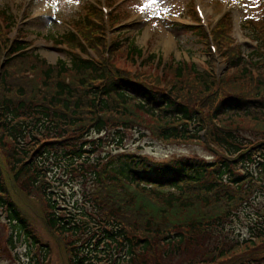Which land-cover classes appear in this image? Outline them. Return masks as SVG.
I'll return each mask as SVG.
<instances>
[{"label":"trees","instance_id":"trees-1","mask_svg":"<svg viewBox=\"0 0 264 264\" xmlns=\"http://www.w3.org/2000/svg\"><path fill=\"white\" fill-rule=\"evenodd\" d=\"M1 11L7 13L3 17L9 22L8 27L13 28L11 14ZM98 13L90 6L75 22L77 27L84 28L82 37L85 40L86 36L91 46L105 42L102 25L105 29L107 25ZM193 18H196L195 13ZM116 22L118 17L111 16L110 23ZM188 28L209 45L202 27ZM232 28L230 15L216 26L214 37L218 51L226 58L228 69L242 65L240 79L254 82L251 89H246L245 81L227 84L224 75L215 76L212 68L200 71L195 65L189 68V73L196 75L190 82L181 81L184 69L180 67L176 69L180 74L176 76V85L159 79L157 83H148L132 79L108 60L95 61L66 49L70 63L60 60L59 66H48L45 71L41 70L43 77L37 74L31 88L27 85L22 90L18 84L24 77L14 75L20 76L21 71L28 69L22 68L19 61L31 68L42 62L44 65L45 61L28 52L23 41L16 40L9 47L8 40L0 39V44L9 52L0 78L6 81V77H12L1 84L5 90L0 91V148L7 153L13 181L26 193L37 195L45 202L49 227L62 237H70L66 248L69 264H152L148 259H140L147 257L146 250L155 248L151 247V238L161 241L164 238L170 246L174 244L172 252L186 243L199 241V235L208 238L220 234L214 253L207 249L210 255L201 259L202 263H214L224 251L228 253L240 244L263 238L262 227L252 234L253 239L228 244L232 239L229 224L240 219L247 207L253 206L254 194L260 189L255 187L259 183L249 167L255 169L264 164V130L255 129L263 135L249 142L251 140L242 133L243 127L231 125L241 116L264 125V57L257 56L254 60L263 63L260 67L243 65L246 59L239 47L230 45ZM258 40L260 44L255 54L260 47L264 50V35ZM56 41L83 49L84 43L70 31ZM128 45L127 56L141 55V49L131 43ZM117 46L115 40L114 47ZM233 76L237 78L236 74ZM200 103L203 110L199 109ZM141 114L155 119L151 129L160 139H202L204 132L202 142L217 145L222 155L212 161L183 156L160 162L142 153L121 151L95 160L90 155L96 152L93 145L101 146L103 138L77 142L85 129L84 132L94 130L101 134L118 125L116 131L112 130L114 135L121 129L119 126L130 128L139 124L143 120ZM37 134L44 135L45 140L34 145ZM111 139L116 144L122 143L119 136ZM85 165L90 170L85 169ZM258 170H264V165ZM61 171L62 175H57ZM75 171L79 178L86 179L89 175L95 179L89 202L92 210L61 212L54 189L57 178H66L69 184L70 180L78 179L72 177ZM65 195L61 194L62 200L66 199ZM257 216L262 213L258 211ZM1 218L10 228L6 247L17 234L23 235L34 250L35 260L31 264H47L51 249L37 239L23 210L11 198L0 162V221ZM249 223L252 225L253 220ZM166 241L154 251L163 250ZM162 256L169 257V253L164 252ZM157 257L155 262L158 263L159 254Z\"/></svg>","mask_w":264,"mask_h":264},{"label":"rangeland","instance_id":"rangeland-1","mask_svg":"<svg viewBox=\"0 0 264 264\" xmlns=\"http://www.w3.org/2000/svg\"><path fill=\"white\" fill-rule=\"evenodd\" d=\"M86 1L87 0H0V39L8 40L9 47L16 40L27 42L31 52L45 61L44 65L43 62L38 63L34 68L24 66L22 61H19L22 68L28 69L26 72L21 71V73H19L20 76L14 75L15 77H24L18 84L20 89L25 90L27 85H29L27 88H31V83L37 80L36 75L39 74V77H43L41 70L45 71L48 66L57 67L59 66L60 60L70 63L69 54H67L62 47L56 46L54 42H57L56 39L61 38L68 29H71L68 23L72 24V21L82 17L84 13V3ZM197 1L201 2L207 15V21L209 22L215 21L218 14L230 9L235 27L233 30V38L236 42L244 44L240 46L241 52L249 59H246L243 65L245 64L247 67H252L253 64L259 67L263 65V63L258 64L259 61H254L257 59L254 52V45L256 43L248 37L250 33L249 29L252 28L253 25L250 27L241 26L245 18L262 17L264 20V4L262 0H235V5L233 3L224 5L222 0ZM147 3L148 0H132L130 3H126L120 7L121 10L123 8V11L132 12L143 8ZM191 3H193V0H159L158 13L154 11L153 8H147L145 11H142L144 14L139 15V17L131 16L130 14L122 16L113 12V16H117L119 20L117 24L113 23L107 26L106 29L105 26L102 25V29L105 33V42L100 41L98 44L91 46L85 36L86 42L82 44L83 51L76 45L68 47L67 49L73 50L74 53H82L83 57L91 58L95 61H101L103 59L108 60L119 67L124 73H127L132 79L143 80L148 83H157V79H159L160 82L176 85V76L180 75L176 73V69L180 67L184 69L181 81L183 80L186 83L190 82L192 77L196 75L189 73V68L195 65V68L200 71L212 68L215 72V76L224 75L228 80L227 84H239L245 81L246 89H251L254 82H251L249 79H240L241 76H239V72L242 65L228 69L229 65L227 64L226 58H223L221 54H219L220 52L213 54L208 51L207 47L201 43L195 32L183 28L181 26L182 24H178L179 26L170 24V21L183 22V19L172 16H179ZM1 10H7L8 13L11 14L14 21L13 28L8 27L9 22L3 17V15H7V13ZM154 13L167 17H155ZM93 20L97 21L96 19ZM88 29L95 28L89 27ZM83 31L84 30H81L82 33ZM99 38L102 39V35ZM115 40L118 44L116 48L114 47ZM128 43L141 49V55H133L132 57L127 56L126 51ZM8 53L9 52L0 44V75L1 72L3 74L2 69L5 66L4 61ZM13 56L14 55H11L10 57ZM260 56L264 57L263 50L260 52ZM67 66L71 67V64ZM206 71L207 70H204V72ZM233 74H236L237 78H235ZM53 77L56 79L57 76H55V73ZM11 79L12 77H6V81H10ZM6 81L0 78V91L5 90V88L1 87V84L6 83ZM195 86L200 85L196 84ZM13 92L16 94L15 91ZM198 105L199 109L203 110L201 103ZM203 113L204 112L200 113V115H203ZM141 116L143 120L139 124H134L130 128H122V126H119L121 129L114 135L112 130L116 131L118 125L113 126L112 130H108L106 133L102 132L101 134L94 130L84 132L85 129L80 135V140L77 142H81L82 139L102 137V145L98 147L96 152L90 154L92 159L95 160H103L106 152L109 151L142 153L154 160L164 162H170L172 159L182 156L212 160L222 155L221 149L217 145H205L202 142L205 139L204 132L201 133L203 135L202 139H160L151 129V127L155 125V119L149 115L141 114ZM231 125L243 127L242 133L251 140L249 142H254L263 135V132L262 134L257 133L255 129L264 130V125L256 122L254 119L241 116L235 118L234 121L231 122ZM117 136L121 138L122 143L120 145L115 144L114 140L111 139ZM44 137V135L37 134L36 142H33L34 145L44 141ZM118 146L119 148H116ZM262 160L264 161V157ZM0 162L1 169L4 171L5 180L10 189L11 198H13L16 204L23 210L28 220L27 222L33 230L31 231L35 233L37 239L39 238L44 244H48L51 249V256L47 264H69V256L66 248L69 246L68 241H70V237H62V235L49 227L45 217V202L42 198L37 195L26 193L18 183L13 181L7 153L2 148H0ZM263 165H259L255 167V169L251 166L249 167L250 173L257 178V182L259 183L256 184L255 187L260 189L254 194V201L252 200L251 203L253 206L247 207L244 213L240 215V219L229 224L231 227L229 228V235L232 239L228 244L231 245L232 241L234 242L250 237L253 239L252 234L258 233V229L262 227L261 236H263V238L254 240V243L247 242L242 246L240 244L239 247L231 248L232 250L229 249L230 252L228 253L224 251L223 256L217 258V261L214 263H202L203 260L201 259H206L204 257H206L207 254L210 255L207 249L212 250V252L216 250L220 234L212 237L208 236V238L199 235V241L203 244L199 245V241H194L195 244L192 242L189 244L186 243L172 252H170V250L174 244L170 246L167 244L168 242L166 239L163 238V241H161L155 237L151 238L150 243L151 247L155 246V248L146 250L145 253L147 257L146 255L141 256L140 259H148L152 264H195L192 262H197L196 264H264V170H258V168ZM84 168L90 170L86 165ZM236 170L244 171L242 168H236ZM57 175H62V171L57 172ZM72 177L78 179L70 180L69 184H67L68 179L57 178L58 182H56L54 189L57 192L59 211H68L71 212V214L79 210L91 211L92 205L89 202L93 196L92 183L95 179H91L92 177L89 175H87L86 179L79 178L78 171H75ZM73 181L76 182L73 184ZM62 184H66L67 186L63 187ZM63 193L66 194L65 200H62L61 194ZM258 211L262 213V216H257ZM254 219L259 220L254 221ZM133 220L134 218H132V221ZM250 220H253L252 225L249 223ZM250 226L256 230L250 228ZM9 233L10 228L6 224V220L4 221V218H1L0 264H31L35 258L32 256L34 250H31L29 241L23 235L17 234V237L15 239L13 238L12 244L6 247L8 246L6 238ZM165 241V248L163 250H156V253L154 250L159 244L162 245ZM227 246L228 245H225L224 247ZM164 252H166V254L169 253V257H163L162 255ZM157 254H159L158 263L155 262L158 258ZM97 264H105V262ZM133 264L136 263L134 262Z\"/></svg>","mask_w":264,"mask_h":264},{"label":"snow or ice","instance_id":"snow-or-ice-1","mask_svg":"<svg viewBox=\"0 0 264 264\" xmlns=\"http://www.w3.org/2000/svg\"><path fill=\"white\" fill-rule=\"evenodd\" d=\"M158 3L159 0H148V3L143 8H141V11H145L147 8H153L154 11L158 13Z\"/></svg>","mask_w":264,"mask_h":264}]
</instances>
